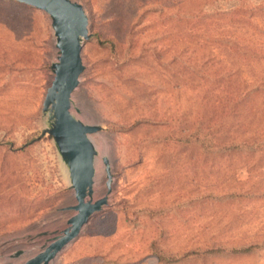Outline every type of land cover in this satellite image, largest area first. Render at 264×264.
<instances>
[{
    "label": "rangeland",
    "instance_id": "1",
    "mask_svg": "<svg viewBox=\"0 0 264 264\" xmlns=\"http://www.w3.org/2000/svg\"><path fill=\"white\" fill-rule=\"evenodd\" d=\"M73 1L89 37L72 113L100 127L94 200L103 157L113 184L51 264H264V0ZM57 56L47 13L0 0V264L76 213L45 132Z\"/></svg>",
    "mask_w": 264,
    "mask_h": 264
},
{
    "label": "water",
    "instance_id": "2",
    "mask_svg": "<svg viewBox=\"0 0 264 264\" xmlns=\"http://www.w3.org/2000/svg\"><path fill=\"white\" fill-rule=\"evenodd\" d=\"M47 13L58 50L57 61L52 64L53 80L43 103L47 115L48 133L54 140L74 190L77 204L67 208L76 213L68 221V227L53 237L42 250L24 264H51L80 235L90 218L103 210L112 192L113 174L107 157H103L107 173V194L94 200L96 161L98 150L92 135L100 130L97 125L86 124L73 113V94L80 84L84 71L82 49L88 39V15L73 0H14ZM22 252L16 253V257Z\"/></svg>",
    "mask_w": 264,
    "mask_h": 264
},
{
    "label": "bare ground",
    "instance_id": "3",
    "mask_svg": "<svg viewBox=\"0 0 264 264\" xmlns=\"http://www.w3.org/2000/svg\"><path fill=\"white\" fill-rule=\"evenodd\" d=\"M101 156H102V155H101ZM101 156H100V157H101Z\"/></svg>",
    "mask_w": 264,
    "mask_h": 264
}]
</instances>
